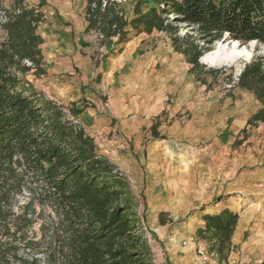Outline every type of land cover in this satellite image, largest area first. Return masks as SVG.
<instances>
[{
	"label": "trees",
	"instance_id": "obj_1",
	"mask_svg": "<svg viewBox=\"0 0 264 264\" xmlns=\"http://www.w3.org/2000/svg\"><path fill=\"white\" fill-rule=\"evenodd\" d=\"M132 2L124 19L117 3L108 0L101 8V0H87L86 31L99 32L101 44L117 37L116 46L131 32L164 33L172 51L189 65L193 80L207 88L206 76L216 79L224 70L207 67L200 57L225 33L241 44L264 46V0ZM0 11L6 16L0 25V264H154L127 184L112 174L115 165L98 153L79 122L85 106L72 102L66 109L27 78L29 72L46 74L38 31L42 14L23 0H0ZM228 81V93L248 92L258 105L238 144L247 137V127H264V57H252ZM156 127L157 122L151 125L157 137ZM24 192L28 195L20 204ZM35 204L50 212L39 238L28 235ZM238 219L239 213L229 208L203 213L195 237L225 261L234 249Z\"/></svg>",
	"mask_w": 264,
	"mask_h": 264
},
{
	"label": "rangeland",
	"instance_id": "obj_2",
	"mask_svg": "<svg viewBox=\"0 0 264 264\" xmlns=\"http://www.w3.org/2000/svg\"><path fill=\"white\" fill-rule=\"evenodd\" d=\"M129 7L124 5L127 10ZM88 33L79 47L80 59L88 60L90 55L95 67L73 68L63 74L67 91H56L61 85L52 75L61 73L48 74L46 70V74L35 77L29 72L27 78L46 98L66 109L72 103L65 102L68 97L78 98L74 101L77 106L87 108L79 122L94 138L98 153L124 174L121 180L135 203L133 210L154 264H167L170 250H189L181 246V241L196 224L195 212L216 203L238 204L240 212L251 217L245 223L248 229L243 238L233 249L242 250L243 258H234L246 260L252 250H264V127H247V137L236 144L257 104L248 92L228 93L229 74L236 77L252 57H264V46L237 45L250 51L251 57L212 67L224 71L216 79L206 76L210 84L207 88L187 79L186 65L168 50L164 33L141 34L117 46L113 39L101 44L93 29ZM215 47L216 42L211 49ZM225 47L233 48L227 42ZM156 122L157 137L151 130ZM145 170L152 175L161 172L166 188L162 205L147 208L146 196L152 189L130 183L133 176ZM157 182L161 184L158 178ZM23 194L18 197L20 204L28 195ZM33 206L36 212L28 235L39 238L40 225L50 212L47 207ZM13 208L18 210L16 205ZM158 208L162 211L156 213ZM197 240L208 247L206 241ZM12 264L16 262L12 260Z\"/></svg>",
	"mask_w": 264,
	"mask_h": 264
},
{
	"label": "crops",
	"instance_id": "obj_3",
	"mask_svg": "<svg viewBox=\"0 0 264 264\" xmlns=\"http://www.w3.org/2000/svg\"><path fill=\"white\" fill-rule=\"evenodd\" d=\"M23 2L29 7H34L42 14V22L38 28V31L43 38V44L41 46L43 54V66L46 68L48 74L51 72L61 73V75L59 76L52 75V78L58 80V82H56L57 85L63 86V88H61V86L57 88L56 91H58V93H63L64 91L68 90L66 86L62 84V80L64 78L63 74L71 73L73 68H78L79 70L80 68L85 69L84 67L87 65L89 69H94L95 67L90 55L88 57V60H81L80 58L82 56L79 53L80 45L85 43V34L87 35L89 34L88 32L91 31H86L87 21L84 17L87 0H23ZM141 34L144 33L135 34L131 32L128 34V38L125 41L129 43L135 40ZM110 40L111 39H108L104 44L110 42ZM167 44L168 50L172 53L173 51L170 46L169 40ZM173 53L183 60V63L186 65V69L188 70L189 65L184 61L183 56L175 52ZM81 73H83L82 70ZM187 77L190 82L196 83L189 72L187 73ZM80 97H82V95ZM77 99L78 98L75 99L68 97V100H65V102L69 105L71 103L70 101L74 102ZM80 120L81 117H79V121ZM81 125L84 126V124ZM160 173L161 172H157L152 175L150 174V172H148V170H145V173L141 172L140 174H136L131 179L130 183L135 187L141 186L145 190L152 189L150 195L146 196L145 206L147 208L154 204L162 205L166 199V188H164L163 186L164 180L161 179ZM157 178L158 181L161 182V184L157 182ZM256 201L257 200H254L252 201V203H250L254 204ZM222 205L223 204H221V206H217L216 203L214 206H201L205 209L199 210V212H195V214H197L195 215L197 217V221L194 228L188 231V234L195 235L196 228L202 226L203 221L201 220V215L203 213H217L224 208H229L232 211H236L239 213V219L232 235V244L237 245L240 239L243 238L244 232L248 229V224L246 225L245 223L251 221V217H249L246 213H241V208H239L238 204L231 203L230 205L228 203L223 206ZM160 211L162 210L158 208V211H156V213H159ZM250 211L253 212L254 208H251ZM185 236L183 238H185ZM197 242L199 241L197 240ZM184 249L186 248L184 247ZM188 249L189 250H170L166 263L199 264L194 260V250H191V248ZM209 253L214 254L212 252ZM238 255H240V258H243L242 250H232L227 260L219 261L216 256L212 258L208 264H236L237 262V264H241V262L250 264V260H253L252 264H258L264 261V250H252L251 255L249 254L248 256H246V260H242L239 257L234 258V256Z\"/></svg>",
	"mask_w": 264,
	"mask_h": 264
},
{
	"label": "built area",
	"instance_id": "obj_4",
	"mask_svg": "<svg viewBox=\"0 0 264 264\" xmlns=\"http://www.w3.org/2000/svg\"><path fill=\"white\" fill-rule=\"evenodd\" d=\"M115 3H117L119 6H121V11L119 12V15H122L124 19H126L131 11L132 8V0H110ZM108 3V0H101V8H104L106 4ZM128 4L129 10L124 8V5ZM96 7L95 2H92L90 4V9L93 10ZM16 12H19V9H16ZM86 15V12L85 14ZM87 16V15H86ZM6 20V16L0 11V25ZM41 25V22L38 24V28ZM98 39H101L103 36L99 32H95ZM117 37H114L113 40H116ZM24 63L27 66H31V62L28 60H24ZM112 174H114L116 177L123 179L124 174L119 171L118 169L114 168L112 170ZM181 246L185 248H191L194 250V260L199 264H208L212 258L216 257V255L211 254L207 251V248L202 245L201 243L197 242V239L195 235H188L181 241ZM158 264H164V263H158Z\"/></svg>",
	"mask_w": 264,
	"mask_h": 264
},
{
	"label": "bare ground",
	"instance_id": "obj_5",
	"mask_svg": "<svg viewBox=\"0 0 264 264\" xmlns=\"http://www.w3.org/2000/svg\"><path fill=\"white\" fill-rule=\"evenodd\" d=\"M224 41L223 42H221V40L216 41V47L204 53L202 56V60H204L209 65L218 67L223 64L235 62L237 59L241 57H246V58L251 57L250 51L240 47L237 48V45L241 46V43L237 41H228V40H224ZM226 42L228 44H232L233 48L227 50L225 47ZM246 44L253 45L257 43L255 41H250Z\"/></svg>",
	"mask_w": 264,
	"mask_h": 264
},
{
	"label": "water",
	"instance_id": "obj_6",
	"mask_svg": "<svg viewBox=\"0 0 264 264\" xmlns=\"http://www.w3.org/2000/svg\"><path fill=\"white\" fill-rule=\"evenodd\" d=\"M224 40L236 41V40H233V39L229 38L227 33H225L224 36L221 38V42H223ZM200 62L203 63V64H205V65H207V66H209V67H215L213 65L207 64L204 60H202V56L200 57ZM239 72H240V70H239Z\"/></svg>",
	"mask_w": 264,
	"mask_h": 264
}]
</instances>
